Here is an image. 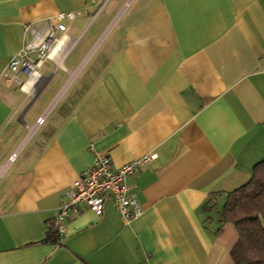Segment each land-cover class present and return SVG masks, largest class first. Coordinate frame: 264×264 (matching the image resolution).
<instances>
[{
	"label": "crops",
	"instance_id": "crops-1",
	"mask_svg": "<svg viewBox=\"0 0 264 264\" xmlns=\"http://www.w3.org/2000/svg\"><path fill=\"white\" fill-rule=\"evenodd\" d=\"M67 12L61 62L11 75L24 26ZM94 152L112 170L155 155L126 182L142 215L78 207L52 244ZM12 154L0 264H234L219 217L264 159V0H0V166Z\"/></svg>",
	"mask_w": 264,
	"mask_h": 264
},
{
	"label": "built area",
	"instance_id": "built-area-1",
	"mask_svg": "<svg viewBox=\"0 0 264 264\" xmlns=\"http://www.w3.org/2000/svg\"><path fill=\"white\" fill-rule=\"evenodd\" d=\"M77 15L74 12L58 13L39 23L26 24L24 32L28 34L29 39L23 48L8 61L7 69L10 74L14 75L18 72H22L24 75L36 74L43 62L42 60L45 59H50L59 64L63 59L64 50L59 48L57 51V46L62 45L61 38L68 30L64 22L74 20ZM32 54L34 58H31ZM40 123H42V118L36 120L35 125ZM154 156H142L112 170L108 155L94 152L91 167L82 172V175L66 191L67 200L56 211L57 215L51 224L53 229L48 234V241L52 244L62 243L66 232V225L64 224L71 211L78 207L88 208L100 215L104 202L109 200L120 215L122 222L128 224L140 217L143 210L139 202L131 196L126 182L129 176L142 165L153 160ZM14 157L15 154H12L8 161L0 166V175Z\"/></svg>",
	"mask_w": 264,
	"mask_h": 264
},
{
	"label": "trees",
	"instance_id": "trees-1",
	"mask_svg": "<svg viewBox=\"0 0 264 264\" xmlns=\"http://www.w3.org/2000/svg\"><path fill=\"white\" fill-rule=\"evenodd\" d=\"M219 218L237 234L232 262L264 264V159L253 165L248 182L227 194Z\"/></svg>",
	"mask_w": 264,
	"mask_h": 264
},
{
	"label": "bare ground",
	"instance_id": "bare-ground-1",
	"mask_svg": "<svg viewBox=\"0 0 264 264\" xmlns=\"http://www.w3.org/2000/svg\"><path fill=\"white\" fill-rule=\"evenodd\" d=\"M61 46H62V45H60V44L57 46V51H58L59 48H60V50L62 49ZM55 51H56V49H55Z\"/></svg>",
	"mask_w": 264,
	"mask_h": 264
}]
</instances>
